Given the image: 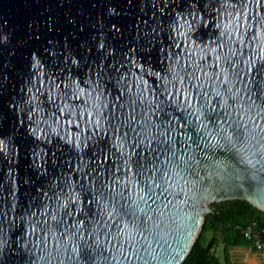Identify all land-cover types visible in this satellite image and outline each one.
<instances>
[{
    "label": "water",
    "instance_id": "95a60500",
    "mask_svg": "<svg viewBox=\"0 0 264 264\" xmlns=\"http://www.w3.org/2000/svg\"><path fill=\"white\" fill-rule=\"evenodd\" d=\"M231 199L264 211V0H0V264H182Z\"/></svg>",
    "mask_w": 264,
    "mask_h": 264
},
{
    "label": "trees",
    "instance_id": "16d2710c",
    "mask_svg": "<svg viewBox=\"0 0 264 264\" xmlns=\"http://www.w3.org/2000/svg\"><path fill=\"white\" fill-rule=\"evenodd\" d=\"M213 211L205 218L203 229L193 246L192 251L182 264H230L227 250L222 260L216 253L219 238L227 246L245 245L249 242L235 229L236 224L247 223L251 219L264 221V211L259 210L245 199H231L213 203ZM212 232L206 241L205 233Z\"/></svg>",
    "mask_w": 264,
    "mask_h": 264
},
{
    "label": "built area",
    "instance_id": "2783aa9c",
    "mask_svg": "<svg viewBox=\"0 0 264 264\" xmlns=\"http://www.w3.org/2000/svg\"><path fill=\"white\" fill-rule=\"evenodd\" d=\"M235 229L249 242L252 248L264 252V221L251 219L247 223L236 224Z\"/></svg>",
    "mask_w": 264,
    "mask_h": 264
},
{
    "label": "crops",
    "instance_id": "0c3cea01",
    "mask_svg": "<svg viewBox=\"0 0 264 264\" xmlns=\"http://www.w3.org/2000/svg\"><path fill=\"white\" fill-rule=\"evenodd\" d=\"M221 241L223 242V244H226L222 237H220V242ZM233 247L234 246L229 245V249H227V252L230 254L231 257L230 264H235V262L239 258L240 261H243L244 264H264V252L252 248L250 244L236 245V247ZM240 261H238L237 263H239Z\"/></svg>",
    "mask_w": 264,
    "mask_h": 264
},
{
    "label": "rangeland",
    "instance_id": "374dc122",
    "mask_svg": "<svg viewBox=\"0 0 264 264\" xmlns=\"http://www.w3.org/2000/svg\"><path fill=\"white\" fill-rule=\"evenodd\" d=\"M212 236V232L211 231H209V232H206L205 233V237H206V241H208L209 240V238ZM218 247H217V249H216V253H217V255H219V257L222 259V260H224V258L226 257V251H225V249L227 250V249H229V246H227L226 248L224 247V244H223V242L221 241L220 242V238H219V241H218ZM226 245V244H225ZM234 247H236V246H234ZM233 247V248H234ZM238 249H239V247H238ZM244 251V250H243ZM227 254H228V257H226V260L229 258V260H230V262H231V257H230V254L227 252ZM242 255V254H241ZM234 259V258H233ZM238 261H240V258L239 259H237V261L235 262V264H244L243 263V261H240L239 263H237Z\"/></svg>",
    "mask_w": 264,
    "mask_h": 264
}]
</instances>
